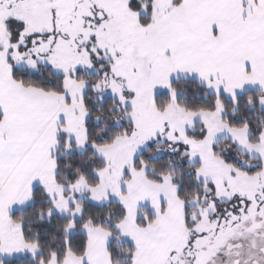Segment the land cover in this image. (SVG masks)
Wrapping results in <instances>:
<instances>
[{
  "label": "snow or ice",
  "instance_id": "obj_1",
  "mask_svg": "<svg viewBox=\"0 0 264 264\" xmlns=\"http://www.w3.org/2000/svg\"><path fill=\"white\" fill-rule=\"evenodd\" d=\"M38 62L62 73L58 84L17 78L16 65L35 69ZM96 64L101 74L90 84L80 73ZM176 72L194 73L214 93L212 105L178 103L170 79ZM245 84L264 90V0H0V252L26 249L35 257L38 244L25 238L8 209L30 200L37 185L48 199L46 215L69 214L65 233L84 214L76 194L87 190L97 202L115 196L121 216L114 227L132 241L130 264H184L185 252L189 264H208L242 222L251 221L247 231L264 227V132L251 142L246 122L230 124L223 115L224 96L236 103ZM89 87L110 90L124 112L128 126L110 139L89 135ZM157 87L167 89L166 103L155 97ZM257 99L264 104V96ZM196 116L203 128L193 136L184 124L191 127ZM222 130L257 152L259 166L240 168L230 155L215 153L213 138ZM158 137L186 146L189 161L199 156L195 178L216 200L235 199V209L212 219L216 202L209 200L187 215L172 175L152 179L136 154ZM61 139L66 148L90 142L104 157V166L93 169L95 183L83 172L67 185L60 181L54 150ZM145 199L151 211L137 219V203ZM81 227L87 238L79 251L65 235L63 256L53 251L39 264H112L106 246L112 229L91 218Z\"/></svg>",
  "mask_w": 264,
  "mask_h": 264
},
{
  "label": "trees",
  "instance_id": "obj_2",
  "mask_svg": "<svg viewBox=\"0 0 264 264\" xmlns=\"http://www.w3.org/2000/svg\"><path fill=\"white\" fill-rule=\"evenodd\" d=\"M18 69L17 78L24 80L26 84L31 83L36 86H43L49 83L58 84L62 78L61 74L54 73L46 65H41L37 72H32L26 68ZM24 73H27V75H24ZM80 75L91 84L100 74L81 72ZM172 83L176 89L178 103L190 108L210 107L212 105L214 93L205 88L199 81L179 78L173 80ZM249 96L252 97L251 103L248 101ZM258 96H261L260 91L247 89L238 94L236 103H233L232 99L226 96L223 98V115L227 117L228 122L237 125L246 122L250 130V139L254 141L264 131V109L260 106L257 99ZM155 97L160 104L166 103L168 100L167 92L158 93ZM114 99L111 96H106L100 100L95 96L91 87L86 90L85 101L89 109L86 124L89 126L90 137L95 138L98 136L100 140H107L128 126L127 121L122 117V110H116L113 104ZM199 132L200 130L195 133H188L196 136ZM219 145L231 146L236 155L244 161L257 162L256 158H249L247 155L238 152L236 147L226 140L218 142L214 147V151L218 154ZM167 147H169L167 143H151L138 156L145 158L147 164L145 171L152 179H159L158 173L160 172L172 175L173 182L178 186L179 194L186 202V213L187 215H191L194 208L188 206L190 201L196 200L201 207H205L209 200L215 199V194L205 192L202 182L195 178V168L198 166V162L194 165L181 162L185 156L181 153V147L173 153L164 151L161 155H156L159 150L166 149ZM64 149L65 143L61 139L59 147L55 152L57 161L56 175L60 181L67 185V182L74 180L80 172H83L88 177L90 183H95L93 169L102 168L104 161L93 154L91 147H87L81 153L76 151L65 153ZM221 156L227 157L225 154H221ZM231 162L237 165L233 159ZM259 164L260 162H258V166ZM36 187L33 189L32 202L19 210L12 211L9 215L22 224L25 238L38 244L37 254L33 258L19 256L2 259V264H39L41 258L47 260L53 251L57 253L58 257L63 256L65 252L64 237L66 233L64 232V225L67 223L69 216L54 213L51 216L46 215L45 213L49 206L47 196L42 191L36 190ZM221 204L223 202H216V209ZM83 205V216L75 218V229L77 231L70 236L66 235L67 246L71 247L74 251L80 250L82 242L87 238L86 233L81 231V224L86 219L91 218L93 223L112 229L111 235L113 239L107 247L111 253L110 259L112 264H130L129 249L133 245L129 242L120 241L118 230L114 227L121 216L120 204L116 201H110L103 205H95L84 201Z\"/></svg>",
  "mask_w": 264,
  "mask_h": 264
},
{
  "label": "rangeland",
  "instance_id": "obj_3",
  "mask_svg": "<svg viewBox=\"0 0 264 264\" xmlns=\"http://www.w3.org/2000/svg\"><path fill=\"white\" fill-rule=\"evenodd\" d=\"M11 6V5H10ZM101 63H106L104 61H101ZM41 65H46L50 68V66L47 64V62H44V63H37V66L35 69H31L29 68L27 65L21 63L19 65H16L17 68H26L32 72H37L39 70V67ZM100 65L99 64H96L93 68L91 69H88V68H84L81 70V72H88V73H95V74H101L100 71H98ZM102 71V70H101ZM56 74H61L60 72L56 71L54 72ZM179 78H184V73H181V72H176L173 76L170 77L171 81L173 80H176V79H179ZM250 86V89L252 90H258L261 92V96H264V90H261L259 85L258 84H249ZM87 90V89H86ZM86 90H85V93H86ZM94 92V91H93ZM161 92H167V89L166 88H161V87H157L154 89V95L156 96L158 93H161ZM84 93V95H85ZM95 96L98 98V99H103L104 97L106 96H111L114 98V96L112 95L111 91L110 90H106L104 92H94ZM260 106L264 109V104L260 103ZM88 117V116H87ZM122 117L124 118V120L126 121L125 119V116H124V112L122 110ZM87 119V118H86ZM184 128H185V131L186 132H190V133H195L197 131H201V129L203 128V124L199 118V116H196L193 118V122H192V125L191 127H189L187 124H184ZM264 132V131H262ZM261 132V133H262ZM247 136H248V139L249 141L251 142H255L254 140L250 139V130L248 129V132H247ZM259 138V136H258ZM230 141L235 147H236V150L240 153H243L245 155H247L249 158H256L257 159V162H248V161H244L241 157H239L238 155H236L235 151L231 148V146L229 145H219V155L221 156V154H225L226 156H231L232 159L237 163V165L240 167V168H244V169H247L249 167H252V168H255L258 166V162H260V159H259V155L257 152L253 151V152H249L246 148H244L242 145L238 144L236 141L233 140V137L226 131V130H222V131H219L215 134L214 138H213V143H212V148L214 150V147L218 144V142L220 141ZM258 140V139H257ZM256 140V141H257ZM151 143H155V144H164V143H167L169 145V147H167L166 149H162V150H159L157 152L156 155H161L164 151H170V152H176L178 150L179 147L182 148V152L181 153H184V148L186 146H177V144H171L166 138L162 141L159 137L151 142H146L143 146H141L138 151H137V155L143 151L144 149H146ZM59 143L55 146V150H54V155L56 154L55 152L57 151L56 149H58V146ZM173 148H172V147ZM87 147H91L92 149V152L93 154H95L97 157H99L102 161H104V157L100 154H98L91 146L90 143H85L83 146H77L75 143H72L71 147H65L64 149V152L65 153H70L71 151H76L78 153H81V152H84ZM215 152V151H214ZM216 153V152H215ZM218 154V153H217ZM185 155L184 158H183V161L181 162H184L186 164H190V165H194L195 163L198 162V166H199V163H200V160H199V156H196L192 161H189L188 159V156L186 154H183ZM105 163V161H104ZM147 169V167H146ZM145 169V170H146ZM202 182V181H200ZM38 186V185H37ZM77 195V199L81 202H90L92 204H95V205H103V204H106L110 201H116L118 202V200L116 199L115 196H112L111 194L109 195V199L108 200H103L101 199L100 201H93L89 198V193L87 190H84L83 192L81 193H78L76 194ZM215 198V196H214ZM216 202H223V204H221L218 208H217V211L216 213L212 214V219H214L215 217H220V218H223L224 217V213H225V209H235V207L237 206V201L235 199H232L230 200L227 196H221V198L219 200H216V198L214 199ZM32 202V200H28L26 201L25 203L23 204H14L13 206H11L9 209H8V212L9 211H14V210H19L23 207H25V205L27 204H30ZM119 203V202H118ZM197 204H199L198 201H190L188 206L189 207H193L194 211L191 212V214L193 212H198V208H197ZM200 205V204H199ZM201 207V206H200ZM207 207V206H205ZM201 208H204V207H201ZM145 211H151V205H150V201H148L147 199L143 200V201H139L137 203V219H142L143 218V212ZM209 211H211L209 209ZM10 213V212H9ZM54 214H57V215H68V213H65L63 211H56L55 209L53 210ZM190 215V214H189ZM75 218H79V217H75ZM259 220V218H257ZM241 225H245V228L244 229H236V230H239L240 232L242 231H247L246 229L249 228L251 226V221H244L241 223ZM77 230L75 229V226L72 227L67 233L66 235L67 236H70L72 234H74ZM82 232H85V230L82 228L81 230ZM249 231L247 232H244V233H248ZM119 233V231H118ZM119 236H120V241H123V242H129L132 244V241L127 237V236H124V235H121L119 233ZM234 236V235H233ZM233 239H236L235 236L234 238H231V239H227L230 243L233 244L234 240ZM222 248L219 249V251H221ZM26 253L27 256H30L31 258H33L34 256L32 255V253L28 252L26 249L23 250V251H12L11 253H8V252H0V264L1 263V260L2 259H7V258H11V257H16L18 255H22ZM36 255V253H35ZM230 255L228 254H224L223 256L220 255L218 252H216L214 255H211L209 258H208V264H230L229 263V259H230ZM179 259L183 260L184 261V264H189V260L190 258L187 256V252H185Z\"/></svg>",
  "mask_w": 264,
  "mask_h": 264
},
{
  "label": "flooded vegetation",
  "instance_id": "obj_4",
  "mask_svg": "<svg viewBox=\"0 0 264 264\" xmlns=\"http://www.w3.org/2000/svg\"><path fill=\"white\" fill-rule=\"evenodd\" d=\"M245 225H240L238 229H244ZM240 232L236 230L233 244L228 240L223 242L220 255H230V264H264V227L255 231ZM234 236L232 238H234Z\"/></svg>",
  "mask_w": 264,
  "mask_h": 264
},
{
  "label": "crops",
  "instance_id": "obj_5",
  "mask_svg": "<svg viewBox=\"0 0 264 264\" xmlns=\"http://www.w3.org/2000/svg\"><path fill=\"white\" fill-rule=\"evenodd\" d=\"M184 78H186V79H194V80H197V81H199L198 80V78H197V76L193 73L192 75H189L188 73H184ZM203 86H204V84H203V82H201V81H199ZM250 85L249 84H245V86L243 87V89L242 90H240L239 92H238V94L239 93H241V92H243L244 90H247V89H250V87H249ZM205 87V86H204ZM209 91H212L211 89H208ZM226 97H228V98H231L230 96H226ZM59 146V145H58ZM57 150V149H56ZM35 188V187H34ZM31 200H32V198H31ZM28 205V204H27ZM26 206V205H25ZM10 213L12 212V211H9ZM8 212V213H9ZM9 213V214H10ZM86 233V232H85ZM87 235V234H86ZM113 239V237H112V235L110 236V237H108V239H107V241H106V246L108 247V245H109V243L111 242V240ZM36 254H37V251H36ZM19 256H27L26 255V253H24V254H22V255H18V256H16V257H19ZM28 257H30V256H28ZM12 258V257H11ZM8 259V258H7Z\"/></svg>",
  "mask_w": 264,
  "mask_h": 264
}]
</instances>
